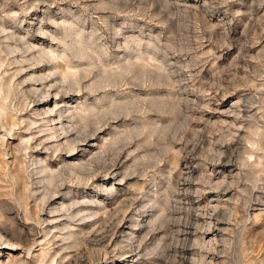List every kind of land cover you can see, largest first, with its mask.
<instances>
[{"label": "rangeland", "instance_id": "obj_1", "mask_svg": "<svg viewBox=\"0 0 264 264\" xmlns=\"http://www.w3.org/2000/svg\"><path fill=\"white\" fill-rule=\"evenodd\" d=\"M0 62L4 264H264V0H0Z\"/></svg>", "mask_w": 264, "mask_h": 264}, {"label": "bare ground", "instance_id": "obj_2", "mask_svg": "<svg viewBox=\"0 0 264 264\" xmlns=\"http://www.w3.org/2000/svg\"><path fill=\"white\" fill-rule=\"evenodd\" d=\"M7 38H8V37H7ZM21 41H22V40H21ZM25 45H26V44H25ZM11 51H12V50H11ZM39 52H40V51H39ZM55 52H56V51H55ZM10 53H11V52H10ZM79 53H80V52H79ZM52 54H53V52H52ZM54 54H56V53H54ZM54 54H53V57H52V58H51V56H50V61L55 60V62H56L57 64H58V63L60 64V63H61L60 61H62V60L64 61V59L66 60V59L68 58V57L66 58V56H65L66 53H65L64 55H61V56H60V55H57V54H56V55H57V56H56V55H54ZM76 54L78 55V53H76ZM79 55H80V54H79ZM79 55H78V56H79ZM83 55H84V54H83ZM67 56H68V55H67ZM78 56H77V58H78ZM80 57H81V55L79 56V58H80ZM83 57H84V56H82V58H83ZM82 58H81V59H82ZM2 60H3V59H2ZM17 61H18V60H17ZM34 61H35V60H34ZM0 63H1V62H0ZM2 63L4 64V62H2ZM38 64H39V62H38ZM61 64H62V63H61ZM65 64H66V63H65ZM2 66H3V65H2ZM7 66H8V65H7ZM66 66H67V65H66ZM42 67H43V66H42ZM56 67H60V66H59V65H56ZM69 67H71V66H69ZM66 70H67V69H66ZM18 71H19V70H18ZM56 72H57V71H56ZM56 72H55V73H56ZM59 73H60V72H59ZM62 73H64V79L70 77V75H71V76L73 75L72 73H69V72L67 73V72H65V71L62 72ZM17 74H18V72H17ZM51 74H52V73H50L49 75H51ZM53 74H54V73H53ZM57 74H58V73H57ZM46 76H47V75H46ZM62 76H63V75H62ZM3 77H4V75H3ZM11 77H12V76H11ZM11 77H10V78H11ZM13 77H14V76H13ZM50 77H52V76H50ZM41 78H42V77H41ZM45 78L47 79L48 77H45ZM3 79H4V78H3ZM8 79H9V78H8ZM11 79H14V78H11ZM36 79H37V77H36ZM36 79H33V80H34V81L39 80V79H37V80H36ZM42 79H44V76H43ZM42 79H41V80H42ZM1 80H2V79H1ZM31 80H32V79H31ZM2 81H3V80H2ZM6 81H7V79H6ZM8 81H10V80H8ZM23 81H24V80H23ZM39 81H40V80H39ZM39 81H38V82H39ZM44 81H45V80H44ZM47 81H48V80H47ZM3 82H4V81H3ZM10 82H11V81H10ZM24 82H25V81H24ZM41 82H42V81H41ZM14 83H15V82H14ZM14 83H13V84H14ZM18 83H19V82H18ZM25 83H26V82H25ZM36 83H37V82H36ZM4 84H5V83H4ZM4 84H3V86H4ZM11 84H12V83H11ZM43 84H44V83H43ZM7 85H9V83H8ZM7 85H6V86H7ZM14 85H15V84H14ZM19 85H20V84H19ZM45 85H46V84H45ZM45 85H44V86H45ZM50 85H51V84H50ZM6 86H5V87H6ZM0 87H1V86H0ZM5 87H4V88H5ZM15 87H16V85H15ZM15 87L12 86V85H9V87H7V89H5L3 95L1 94V95H2V99L0 98V101H2V102L0 103V105H1V110L4 109V108L6 107V104H5V103H6L7 100H9V98L11 97V94L14 93V92L16 93V91H15ZM46 87H48V86H45V88H46ZM54 87H55V86H52L51 88H54ZM17 88H18V86H17ZM25 88H26V87H25ZM51 88H50V89H51ZM57 88H58V86H57ZM23 89H24V88H23ZM35 89H36V88H35ZM35 89H34V90H35ZM59 89H60V88H59ZM59 89L56 90V91L59 92V93H56V95H55L56 97H57V96L59 97V94H61V93H60L61 91H59ZM62 89H64V88L61 87V90H62ZM1 90H2V91L4 90L3 87L1 88ZM1 90H0V91H1ZM31 91H32V89H31ZM47 91H48V93H50V92H49V91H50L49 89H48ZM63 91H64V90H63ZM25 92H26V91H25ZM34 92L37 93L38 90L36 89ZM39 92H40V91H39ZM42 92H43V91H42ZM63 93H65V92H63ZM17 94H18V93H16V95H17ZM22 94H23V93H22ZM27 94H28V92H27ZM33 94H34V93H33ZM37 94H38V93H37ZM13 95H14V94H13ZM19 95H21V94L19 93ZM19 95H18V96H19ZM44 95H45L44 97H46V94H45V93H44ZM66 95H67V94H66ZM14 96H15V95H14ZM14 96H13V97H14ZM22 96H23V95H22ZM24 96H25V94H24ZM31 96H32V95H31ZM31 96H30V98H31ZM37 96H39V94H38ZM37 96H36V98H37ZM41 96H42V93H41L40 97H41ZM61 96H62V94H61ZM61 96H60V97H61ZM64 96H65V94H64ZM48 97H49V96H48ZM48 97H47V98H48ZM16 98H17V97H16ZM22 98H23V97H22ZM22 98H21V99H22ZM28 98H29V97H28ZM32 98H33V97H32ZM34 98H35V97H34ZM36 98H35L34 100H36ZM49 98H50V97H49ZM42 99H43V98H42ZM60 99H61V98H60ZM32 100H33V99H32ZM45 100H46V99H45ZM26 101H27V100H25V103H26ZM29 101H30V100H29ZM46 101H47V100H46ZM4 102H5V103H4ZM34 102H35V101H34ZM38 102H39V101H38ZM10 103H11V102H10ZM31 103H32V102H31ZM41 103H42V102H41ZM26 104H27V103H26ZM39 104H40V103H38L37 105H39ZM42 104H44V103H42ZM33 105H34V104H33ZM35 105H36V103H35ZM4 106H5V107H4ZM15 106H16V105H15ZM55 106H57V102H56V105H55ZM85 106H86V105H85ZM22 107H23V105H22ZM25 107H26V106H25ZM25 107H24V108H25ZM6 108H7V107H6ZM8 108H9V107H8ZM8 108H7L6 110H9ZM15 108H16V107H15ZM17 108H18V107H17ZM17 108H16V109H17ZM20 108H21V104H20ZM27 108H28V107H27ZM33 108H34V107H33ZM80 108H81V107H80ZM18 109H19V108H18ZM18 109H17V110H18ZM51 109H52V108H51ZM51 109H49V111H50ZM55 109H57V107H56ZM55 109H54V110H55ZM65 109H66V108H65ZM75 109H76V108H75ZM86 109L88 110V107H87ZM86 109H85V110H86ZM1 110H0V111H1ZM13 110H14V109H13ZM19 110H20V109H19ZM23 110H24V109H23ZM14 111L16 112V115H17V111H16V110H14ZM32 111H33V110H31V112H32ZM39 111H40V110H39V107H37V108L35 109V112H37V114H39V113H38ZM52 111H53V109H52L50 112H52ZM58 111H59V110H58ZM68 111H69V110H68ZM78 111H79V110H78ZM78 111H77V113H78ZM80 111H81V109H80ZM83 111H84V110H83ZM42 112H43V111H42ZM50 112H47L46 115H47L48 113H50ZM7 113H8V112H7ZM74 113H75V112H74ZM5 114H6V113H5ZM9 114H11L10 111H9ZM40 114H41V113H40ZM44 114H45V113H44ZM57 114H58V113H57ZM66 114H67V113H66ZM50 115H51V114H50ZM64 115H65V112L60 111L58 116H59V118H62ZM5 116H6V115L2 114V115H1L2 119H4ZM37 116H38V115H37ZM43 116H45V115H43ZM48 116H49V115H48ZM51 116H52V115H51ZM7 117H8V115H7ZM12 117H13V116H11V118L9 117V119L13 120L14 117H13V119H12ZM21 117H22V116H21ZM18 118H20V117H18ZM18 118H17V120H18ZM29 118H30V117H29ZM49 118H50V116H49ZM63 118H64V117H63ZM9 119H8V120H9ZM22 119H23V117H22ZM44 119L46 120V118H44ZM44 119H43V120H44ZM69 119H70V118H69ZM14 120H15V119H14ZM20 120H21V118H20ZM20 120H19V121H20ZM55 120H56V119H55ZM59 120H61V119H59ZM66 120H67V119H66ZM5 121H6V120H5ZM9 121H10V120H9ZM57 121H58V120H57ZM0 122H1V121H0ZM50 122H51V120H50ZM54 122H55V121H54ZM3 123H4V122H3ZM16 123L18 124V121H17ZM23 123H24V122H23ZM12 124H13V123H12ZM17 124L14 123V125H17ZM32 124H35V123H30L29 125L32 126ZM27 125H28V124H27ZM35 125H36V124H35ZM7 126H8V125H7ZM21 126L24 127V125H22V124L20 125V127H21ZM63 126L65 127V125H62V128H63ZM66 126H67V125H66ZM20 127H19V128H20ZM23 127H22V128H23ZM26 127H27V126H26ZM26 127H25V128H26ZM28 127H29V126H28ZM45 127H46V126H45ZM50 127H51V126H50ZM70 127H71V126H70ZM70 127H68V128H70ZM25 128H24V129H25ZM42 128H43V127H42ZM53 128H55V127H53ZM53 128L51 129V132L54 130ZM1 129H2V128H1ZM46 129L48 130V128H46ZM19 130H20V129H19ZM28 130H29V129H28ZM47 130H46V131H47ZM59 130H60V129H59ZM59 130H58V131H53V133L50 132V133L52 134V137H51V135H50V138H51V139H52V138L59 139V136H61L62 134L68 136L69 134L72 133V132L68 131V130H70V129L63 128V129H62V133H61V134H60V133L58 134V132L61 131V130H60V131H59ZM14 131H15V130H14ZM48 131H49V130H48ZM1 132H2V131H1ZM7 132H8L9 134H11V133H12V130H11V129H10V130L8 129ZM14 134H15V133H14ZM57 134H58V135H57ZM4 135H5V134H3L2 136L0 135V143L2 144L3 147H5V136H4ZM30 135H31V134H30ZM47 135H48V134H47ZM84 135H85V134H84ZM84 135H83V137H81V138H79V137L77 136V137H78V139H77V140H78V143L85 142V141L88 140V138H89L88 135H87V134H86L87 136H86V135L84 136ZM12 136H14V135H12ZM12 136H11V137H12ZM31 136H32V135H31ZM70 136L72 137V135H70ZM70 136H69L68 139L66 138V139H67L66 142H67L69 145H70V144H73V143L75 144V142H76L77 140H76V139H71ZM89 136H91V135H89ZM15 137H16V136H15ZM50 138H49V139H50ZM92 138H93V137H92ZM248 138H249V136H248ZM20 139L22 140V138H20ZM45 139H46V138H45ZM49 139H48V140H49ZM7 141H8V140H7ZM243 141H244V140H243ZM254 142H255V141H254ZM7 143H8V142H7ZM27 144H28V143H27ZM39 145H40V144H39ZM62 145H63V144H62ZM75 145H76V144H75ZM75 145H74V146H75ZM2 146H1V147H2ZM71 146H72V145H71ZM92 146H93V145H92ZM33 147H34V146H33ZM33 147H32V148H33ZM35 147H36V146H35ZM48 147H49V146H48ZM57 147H58V146H57ZM11 148H12V147H11ZM73 148H76V146L73 147ZM73 148H70V147H69V149H73ZM29 149H30V147H26V151H28ZM33 149H34V148H33ZM0 150H1V149H0ZM22 150H23V149H22ZM31 150H32V149H31ZM59 150H60V149H59ZM3 151H4V150H2V152H3ZM5 151H6V149H5ZM68 151H69V150H68ZM70 151H74V150H70ZM36 152H37V151H36ZM3 154H4V153H3ZM7 154H8V151H7ZM29 154H30V153H29ZM9 155H10V153H9ZM22 155H24V154H22ZM24 156H25V155H24ZM24 156H23V157H24ZM33 156H34V155H33ZM17 157H18V156H17ZM20 157H21V156H20ZM23 157H22V158H23ZM26 157H27V156H26ZM35 158H36V157H35ZM3 159H4V158H3ZM13 159H14V158H13ZM29 160H30V159H29ZM35 160H36V159H35ZM32 161H33V160H32ZM40 161H41V160H40ZM6 162H7V161H6ZM20 162H21V160H20ZM33 162H34V161H33ZM66 162H67V161H66ZM4 163H5V162H4ZM4 163H3V164H4ZM36 163H38V162H36ZM39 163H40V162H39ZM39 163H38V164H39ZM0 164H1V163H0ZM7 164H8V163H7ZM40 164H41V163H40ZM40 164H39V165H40ZM245 164H246V163H245ZM1 165H2V164H1ZM4 165H5V164H4ZM68 165H69V164H68ZM224 165H225V164H224ZM228 165H229V164H228ZM230 165H231V164H230ZM16 166H17V165H16ZM12 167H13V166H12ZM19 167H20V166H19ZM70 167H71V166L69 165L68 168H70ZM82 167H83V166H82ZM222 167H223V166H222ZM235 167H236L235 165H231V167H229V171H228V173H229L230 176H234L233 173L237 171ZM8 168H9V167H8ZM22 168H23V167H22ZM41 168H42V167H41ZM2 169H3V168H2ZM15 169H16V168H15ZM72 169H73V168H72ZM72 169H71V170H72ZM4 170H5V169H4ZM40 170H41V169H40ZM44 170H47V168L44 167V168H43V171H44ZM62 170H64V169H62ZM75 170H76V169H75ZM4 172H5V171H4ZM4 172H3V173H4ZM15 172H16V171H15ZM3 173H1V174H3ZM13 173H14V172H13ZM38 174H39V173H38ZM9 175H10V174H9ZM236 175H237V174H236ZM18 176H19V175H18ZM20 176H22V175L20 174ZM20 176H19V177H20ZM3 177H4V176H3ZM10 177H11V176H10ZM13 177H14V175H13ZM235 177H236V176H235ZM235 177H233V180H232V182H231L232 184H234V182H235ZM1 178H2V177H1ZM24 178H25V177H24ZM24 178H23V179H24ZM5 179H6V178H5ZM11 179H12V178H11ZM236 179H237V178H236ZM2 180H3V179H2ZM21 180H22V177H21ZM22 181H23V180H22ZM24 181H27V180H24ZM24 181H23V183H24ZM16 182H18V178L16 179ZM12 183H13V182H12ZM14 183H15V182H14ZM235 184H236V182H235ZM227 185H229V184L227 183ZM0 186H1V185H0ZM23 186H24V185H22V189H24ZM34 186H35V185H34ZM10 187H11V186H10ZM14 187H15V186H14ZM191 187H192V186H191ZM5 188H6V187H5ZM27 188H28V187H27ZM225 188H226V185H225ZM228 188H229V187H228ZM9 189H10V188H9ZM9 189H7V191H8ZM198 189H199V188H198ZM231 189H232V188H231ZM12 190H13V189H12ZM31 190H32V189H31ZM17 191H18V190H17ZM28 191H29V190H28ZM35 191H36V190H35ZM13 192H14V191H13ZM20 192H21V191H20ZM23 192H24V191H23ZM5 193H6V192H5ZM18 193H19V192H18ZM25 193H26V191H25ZM16 194H17V193H16ZM26 194H27V193H26ZM3 195H4V194H3ZM10 195H11V194H10ZM31 195H32V194H31ZM185 195H186V194H185ZM17 196H18V195H17ZM17 196H16V197H17ZM29 197H30V196H29ZM11 198H12V197H11ZM14 198H15V196H14ZM31 198H32V197H31ZM12 200H13V199H12ZM21 200H22V199H21ZM16 202H17V201H16ZM22 202H23V201H22ZM24 202H25V200H24ZM3 205H4V204H3ZM9 205H11V204H9ZM19 206H20V205H18V207H19ZM25 206H26V204H25ZM29 206H30V203H29ZM22 207H23V206H22ZM26 208H27V206H26ZM30 208H31V207H30ZM13 210H14V209H13ZM30 211H31V210H30ZM12 212H13V211H12ZM21 213H22V212H21ZM23 213H24V212H23ZM13 215H16V216H17V213H16V214H13ZM13 215H12V216H13ZM18 215H20V214H18ZM24 215H25V214H24ZM2 216H3V215H0V218H2ZM7 216H8V214H7ZM7 216H6V220H5V221H0V246H4V247L8 248V250H11V251H14V252H15V251L18 252V249H19V248H22L21 251H22L23 249H26V251H28V253H29V252L31 251V245H29V240H28V235H27V230H26V225H27V224H26V225H24L25 223H24V224H20V223H18V221H16V219H13V218L11 219V216H10V217H7ZM18 217H20V216H18ZM19 219H20V218H19ZM29 219H30V217H29ZM39 219H40V218H39ZM39 219H38V220H39ZM11 220H12V221H11ZM24 220H25V219H24ZM7 221H8V222L11 221V222H12V226H10V227L7 226V224H6ZM20 221H21V220H20ZM217 221H218V220H217ZM104 224H105V223H104ZM28 227H29V226H28ZM29 228H30V227H29ZM84 229H85V228H84ZM221 229H222V228H221ZM33 230H34V228H33ZM29 231L32 232V229L29 230ZM225 231H226V230H225ZM221 232H222V231H221ZM29 234H30V233H29ZM69 235H70V234H69ZM76 235H77V234H76ZM128 235H130V234H128ZM33 236H34V235H33ZM67 236H68V235H67ZM67 236H66V237H67ZM34 237H35V236H34ZM68 237H69V236H68ZM72 239H73V237H72ZM65 240H66V239H65ZM69 241H70V240H69ZM98 241H99V240H98ZM131 241H132V240H131ZM31 242H32V241H31ZM35 242H36V241H35ZM72 242L75 243L74 241H72ZM84 242H85V241H84ZM87 242H88V240H87ZM120 242H121V241H120ZM76 243H77V241H76ZM93 243H94V242H93ZM130 243H131V242H130ZM88 244H90V242H89ZM70 245H71V244H70ZM82 246H83V244H82ZM86 246H87V245H86ZM86 246H85V248H86ZM92 246H93V245H92ZM94 246H95V244H94ZM131 246H134V245H131ZM96 247H97V246H96ZM69 248H70V247H69ZM85 248H84V249H85ZM101 248H102V247H101ZM103 248H105V247H103ZM127 248H128V247H127ZM67 249H68V248H67ZM72 249H73V247H72ZM80 249H81V248H80ZM84 249L82 248V253H83V250H84ZM91 249H92V247H91ZM105 249H106V248H105ZM105 249H104V250H105ZM85 250H86V249H85ZM85 250H84V251H85ZM94 250H95V249H94ZM97 250H98V249H97ZM102 250H103V249H102ZM102 250H101V251H102ZM24 251H25V250H24ZM24 251H23V253H25ZM80 251H81V250H80ZM86 251H87V250H86ZM86 251H85V252H86ZM132 251H134V250H132ZM185 251H186V250H185ZM85 252H84V253H85ZM103 252H104V251H103ZM103 252H102V253H103ZM109 252H110V251H109ZM129 252H130V251H129ZM2 253H3V251L0 250V264H4V263L1 261ZM126 253H127V251H126ZM46 254H48V253H46ZM80 254H81V253H80ZM93 254H94V253H93ZM86 255H87V254H86ZM86 255H85V257H86ZM43 256H46V255H43ZM83 256H84V255H83ZM90 256H92V255H90ZM98 256H99V255H98ZM138 256H139V255H138ZM94 257H95V256H94ZM125 257H126V256H125ZM127 257H128V255H127ZM129 257H130V256H129ZM8 258H9V257H8ZM44 258H45V257H44ZM91 258H92V257H91ZM98 258H99V257H98ZM18 259H20V258H18ZM18 259H17V260H18ZM34 259H35V258H34ZM81 259H82V258H81ZM96 259H97V257H96ZM17 260L14 261V262L11 261L12 263H5V264H13V263H17ZM41 260H42V259H41ZM49 260H50V259H49ZM89 260H90V259H89ZM89 260H85L84 264H92V263H90ZM93 260H94V259H93ZM98 260H99V259H98ZM98 260H97V261H98ZM100 260H101V259H100ZM100 260H99V261H100ZM133 260H134V259H133ZM18 261H19V260H18ZM43 261H44V259H43ZM47 261H48V260H47ZM94 261H95V260H94ZM94 261H93V262H94ZM97 261H96V263H97ZM40 262H41V261H40ZM44 262H46V260H45ZM134 262H135V261H134ZM19 263H20V262H18V264H19ZM26 263H27V262H26ZM82 263H83V262H82ZM213 263H214V262H213ZM218 263H219V262H218ZM28 264H29V263H28ZM40 264H43V263H40ZM47 264H48V263H47ZM49 264H54V261H52V263H49ZM220 264H221V263H220Z\"/></svg>", "mask_w": 264, "mask_h": 264}]
</instances>
